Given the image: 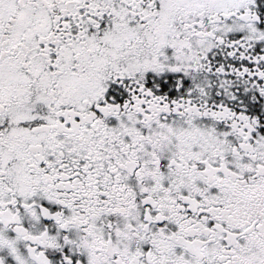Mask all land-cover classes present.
I'll return each mask as SVG.
<instances>
[{"label":"snow or ice","instance_id":"obj_1","mask_svg":"<svg viewBox=\"0 0 264 264\" xmlns=\"http://www.w3.org/2000/svg\"><path fill=\"white\" fill-rule=\"evenodd\" d=\"M0 264H264V0H0Z\"/></svg>","mask_w":264,"mask_h":264}]
</instances>
